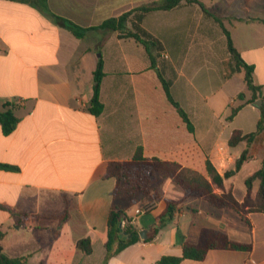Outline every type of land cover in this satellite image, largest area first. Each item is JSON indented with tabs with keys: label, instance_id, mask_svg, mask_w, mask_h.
Here are the masks:
<instances>
[{
	"label": "crops",
	"instance_id": "obj_1",
	"mask_svg": "<svg viewBox=\"0 0 264 264\" xmlns=\"http://www.w3.org/2000/svg\"><path fill=\"white\" fill-rule=\"evenodd\" d=\"M160 1L0 0V107L16 102L20 118L9 135L0 125V163L17 168H0V229L5 234L0 246L8 257L25 258L29 264H158L163 256H182L184 243L200 245L204 231H213L251 248L211 249L203 260L180 264H264V212L251 211L243 218L217 209L203 199L186 198L171 179L164 182L160 200L139 196L131 203V197L116 196V180L105 177L110 162L131 161L140 149L146 159L175 162L204 176L209 160L224 175L249 148L253 157L224 180L225 190L243 202L246 179L263 165L264 136L235 147L229 139L235 130L255 132L264 112V0L183 1L174 9L148 13L142 27L166 52V59H159L160 51L153 49L154 61L134 39L101 29L78 39L52 17L93 28ZM215 17L230 31L243 60L255 67L254 82L262 87V97L231 121L230 107L232 112L252 95L247 87L236 91L222 110L213 101L236 76L244 80V73L228 76L222 65L229 58H221L218 47L230 55ZM100 59L104 111L95 116L88 107ZM202 70L193 89L194 74ZM160 75L172 81L171 94L194 130L168 100ZM194 92L205 106H198ZM195 111L199 123L193 121ZM258 189L256 182L253 197ZM167 200L181 203L174 218L149 240ZM114 206L127 216L122 227L132 226L139 237L146 230L148 237L106 259ZM136 208L148 211L136 216ZM82 239L91 241L90 254L77 247ZM117 246L115 242L113 249Z\"/></svg>",
	"mask_w": 264,
	"mask_h": 264
},
{
	"label": "trees",
	"instance_id": "obj_2",
	"mask_svg": "<svg viewBox=\"0 0 264 264\" xmlns=\"http://www.w3.org/2000/svg\"><path fill=\"white\" fill-rule=\"evenodd\" d=\"M183 1L198 2V0H161L153 4L139 7L133 11L127 12L118 18H111L106 20L103 24L93 28H84L75 24L74 22L52 14L55 21L62 27L68 29L78 39H83L86 33L90 30H106L117 32L120 39H134L136 42L145 46L150 54L152 61H154L153 49L155 51H162V44L150 35L143 27L142 23L145 16L154 11H168L178 7ZM249 1V0H246ZM209 15H211L209 13ZM215 20L220 24L224 31L227 40V49L230 55L229 61L226 64L227 75L234 73H244V82L252 97L250 100L239 104L232 109L228 120L231 121L237 113L247 104L253 103L259 97H262V87L256 85L254 82L255 67L246 63L241 57L240 53L234 46L231 33L225 28L221 19L215 17ZM130 25V26H129ZM104 73V63L100 59L97 69L94 73L93 97L90 100L88 110L91 114L99 116L104 111V104L101 102L100 90ZM164 90L168 100L181 113L188 128L194 130V125L189 119L187 113L181 108L180 104L173 98L171 94L172 81L160 75ZM240 100L245 99V94L239 95ZM264 100V99H263ZM17 108L16 102L8 101L0 107V125L4 134L9 135L14 132L20 122L15 111ZM261 136H264V112H262L257 124L255 132L244 134L242 131L235 130L230 139L229 146L235 147L241 142H247L249 145L257 141ZM253 157V152L248 148L243 151L236 162L235 168L227 171L224 175H220L213 164L208 160L206 164L208 176H204L197 171L183 168L180 164L175 162L162 161L160 159H146L143 157L140 149L136 156L131 161L110 162L105 171V177L114 178L117 182L115 190L116 196L131 197V203L135 202V197H143L158 201L161 198L160 190L166 180H173L177 183L185 193V197H196L207 201L211 206L217 209H230L241 214L244 218L251 211L264 212V161L262 167L252 176L246 179L247 196L243 202H239L232 191H226L224 180L237 174L243 165ZM0 168L7 170L17 169L14 166L1 164ZM259 183V189L256 197L251 195L254 184ZM222 190L221 194L216 190ZM181 201L167 200V208L165 212L158 217L154 227L152 228V235L149 240H152L160 230L174 218ZM12 214L27 216L26 213L21 214L16 210L10 209ZM68 216V207L66 206L63 215ZM127 221L125 211L114 206L108 217V238L106 242V259L140 241L138 233L132 226L122 227L121 223ZM127 232L132 237L123 240L120 235ZM5 234L0 229V242L4 239ZM118 242L116 249H113V244ZM77 247L87 254L92 252L91 241L89 239H82L78 241ZM231 247L236 250L250 249L251 246L230 242L226 235L215 233L213 231H204L200 245H192L184 243L182 256H163L158 264H180L185 259L203 260L211 249ZM0 264H29L25 258H10L4 254L0 246Z\"/></svg>",
	"mask_w": 264,
	"mask_h": 264
},
{
	"label": "rangeland",
	"instance_id": "obj_3",
	"mask_svg": "<svg viewBox=\"0 0 264 264\" xmlns=\"http://www.w3.org/2000/svg\"><path fill=\"white\" fill-rule=\"evenodd\" d=\"M165 54H166V52H164V51H160V52H158L157 53V58H159V59H162V58H164V59H166V57H165ZM218 54H219V56L221 57V58H223L224 60L226 59V58H229V56L227 55V50L226 49H222L221 50V48L220 47H218ZM229 61V59H226V61H224V63L222 64V65H224V69L226 70V64H227V62ZM203 71V72H202ZM200 73H196V74H194V78H193V85H194V87H193V89H195V85H199V81H198V79L199 78H201L202 76H203V74H204V72L206 71V70H202ZM198 82V83H197ZM243 89H246V84H245V82H244V80L241 78V76H236L235 77V79H233V81H231V83L226 87V89H225V91H224V93L226 94V95H224V93L221 95V94H217L215 97H214V99H213V101H215V103L216 104H218L217 106H218V108L220 109V110H222L223 108H225V103H226V101H231V99L232 98H229V99H227V96H232L233 95V93H235L236 91H241V90H243ZM244 92H248L247 90L246 91H244ZM221 93V92H220ZM248 95H249V93H247ZM194 95H195V100L198 102V106H205V104L203 103V101L199 98V96L194 92ZM218 101H219V103H218ZM239 101H242V100H239ZM239 101L237 100L236 101V104L238 105V103H239ZM231 113V107H230V109H229V114ZM193 116V121H194V119H195V121L197 122V123H199L198 121V114L196 113V111L192 114ZM234 212V211H233ZM236 213V212H235ZM238 214V213H237ZM241 217H243L241 214H239ZM244 218V217H243Z\"/></svg>",
	"mask_w": 264,
	"mask_h": 264
},
{
	"label": "water",
	"instance_id": "obj_4",
	"mask_svg": "<svg viewBox=\"0 0 264 264\" xmlns=\"http://www.w3.org/2000/svg\"><path fill=\"white\" fill-rule=\"evenodd\" d=\"M259 103H260V102H259ZM256 105H258V104L256 103ZM144 233H147V231L145 230V231L140 232V237H141L142 240H146L147 237H148V236H147L146 234H144ZM120 237H121L123 240H126L127 238H131L132 235H129L127 232H123V233L120 235Z\"/></svg>",
	"mask_w": 264,
	"mask_h": 264
},
{
	"label": "built area",
	"instance_id": "obj_5",
	"mask_svg": "<svg viewBox=\"0 0 264 264\" xmlns=\"http://www.w3.org/2000/svg\"><path fill=\"white\" fill-rule=\"evenodd\" d=\"M148 211V209L147 208H136V210H135V214H136V216L137 215H141V214H143V213H145V212H147Z\"/></svg>",
	"mask_w": 264,
	"mask_h": 264
}]
</instances>
